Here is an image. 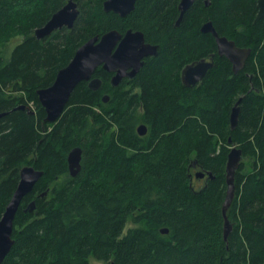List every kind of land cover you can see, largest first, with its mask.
<instances>
[{
	"label": "trees",
	"instance_id": "1",
	"mask_svg": "<svg viewBox=\"0 0 264 264\" xmlns=\"http://www.w3.org/2000/svg\"><path fill=\"white\" fill-rule=\"evenodd\" d=\"M67 1L0 0V217L20 169L42 171L15 214L14 241L0 264H90V256L105 264H264V16L256 17L257 0H194L178 24L179 0H136L125 16L104 11V0H73V26L36 38L34 29ZM207 20L251 54L236 73L215 54L199 83L183 85L180 68L215 52L211 34L200 31ZM128 28L141 30L156 55L116 86L98 67L101 86L77 83L58 119L46 121L36 90L52 83L82 42ZM17 35L22 40L4 56L3 43ZM139 122L147 125L144 135ZM215 132L227 145L218 152ZM231 145L242 149L251 170L243 172V159L234 174L225 240L221 207ZM74 146L82 154L72 176L66 157ZM30 200L32 212L24 210ZM129 216L134 226L124 231Z\"/></svg>",
	"mask_w": 264,
	"mask_h": 264
},
{
	"label": "water",
	"instance_id": "2",
	"mask_svg": "<svg viewBox=\"0 0 264 264\" xmlns=\"http://www.w3.org/2000/svg\"><path fill=\"white\" fill-rule=\"evenodd\" d=\"M136 0H104L103 10L112 11L119 16H125L134 9ZM194 0H179V15L176 24L179 23L184 12L189 8ZM210 0H204L205 5H209ZM78 15L77 4L73 0H68L62 7L56 10L49 19L41 26L34 29V36L42 38L62 27L71 28ZM264 16V0H257L256 17ZM201 32L210 33L216 44L217 54L226 57L232 64V71L236 73L240 70L245 60L251 53L250 48L239 47L234 40L225 35H220L212 22L207 20L201 27ZM155 45L144 41V36L140 30L127 29L123 34L116 29H110L100 35H94L82 42L75 50L70 61L61 67L55 74L52 83L46 87L36 90L37 99L45 110V120L54 122L64 110L69 95L77 83L87 82V86L96 90L101 86V80L93 76L98 66L112 72L110 84L118 85L123 77L133 78L143 65V59L150 55H156ZM213 66L212 57L201 58L183 67L181 79L183 85H195L203 79L207 71ZM109 99L108 94L101 97L103 102ZM240 98L234 103L229 113V124L234 128L237 124L239 114ZM20 105L19 108H23ZM139 135H144L147 131L145 124L141 123L136 128ZM230 139H228L229 141ZM82 150L79 146L72 147L66 157L69 174L74 176L80 170ZM244 159L242 149L236 145H231L226 155L225 162V196L221 207L223 217V238L227 237L231 231L232 223L227 217V210L231 205L235 194L234 174L239 163ZM207 176L213 177L211 172H206ZM42 175V171L35 169L31 165H25L20 169L19 181L13 191L9 201L5 205L0 217V263L9 252L12 244L13 221L15 214L21 204L22 199L32 191L34 185ZM196 178L205 175L202 171L195 172ZM47 191L40 195L44 196ZM26 211L35 210V200H30ZM161 233H167V228H161Z\"/></svg>",
	"mask_w": 264,
	"mask_h": 264
},
{
	"label": "rangeland",
	"instance_id": "3",
	"mask_svg": "<svg viewBox=\"0 0 264 264\" xmlns=\"http://www.w3.org/2000/svg\"><path fill=\"white\" fill-rule=\"evenodd\" d=\"M22 38H23L22 35H17V36H15V37L10 38V39H9L8 41H6L5 43H3V48H2V53H3V55L7 57V56L10 54L12 48H13L17 43H19V42L22 40ZM255 59H256V56L254 55V56H253V60L255 61ZM255 63H256V62H255ZM258 69H259V66H257V71H259ZM18 94H20V93H18ZM16 95H17V93H16ZM27 104H28V106H29L30 109H33V108H34V103H33L32 100H29V101L27 102ZM94 109L96 110V108H94ZM139 112H141V111H139ZM139 123H140V122H139ZM212 142L214 143V146H215V148H216V152H218L219 149H220L221 147H226V148H227V145L224 144L222 138H221V137L219 136V134L216 133V132L213 133ZM243 169H244L243 172H250V170H251V167H250V160H249L248 158H244V168H243ZM193 173H194V172H193ZM201 185H202V181H196V183H195V186H196V187H200ZM130 226H134V223L132 222L131 217L129 216V217L127 218V222H126V225H125V229H124V231H126V229H127L128 227H130ZM88 260H89V263H90V264H105L104 261L97 260V259H95L93 256H90Z\"/></svg>",
	"mask_w": 264,
	"mask_h": 264
},
{
	"label": "flooded vegetation",
	"instance_id": "4",
	"mask_svg": "<svg viewBox=\"0 0 264 264\" xmlns=\"http://www.w3.org/2000/svg\"><path fill=\"white\" fill-rule=\"evenodd\" d=\"M203 1H204V0H203ZM135 2H136V1H135ZM178 3H179V2H178ZM256 5H257V1H256ZM134 7H135V5H134ZM177 7H178V6H177ZM178 15H179V14H178ZM128 29H132V28H128ZM116 30H117V29H116ZM126 30H127V29H126ZM126 30H125V31H126ZM132 30H133V29H132ZM134 30H136V29H134ZM117 31H118V30H117ZM125 31L120 32V33L123 34ZM140 31H141V30H140ZM142 33H143V32H142ZM220 35H221V34H220ZM143 36H144V34H143ZM211 36H212V35H211ZM91 37H92V36H91ZM212 37H213V36H212ZM226 37H227V36H226ZM229 39H230V38H229ZM213 40H214V38H213ZM144 41L147 42V43H150V44H152V45H155V44H153V43H151V42L146 41V40H145V37H144ZM214 43H215V40H214ZM155 46H156V45H155ZM237 46H238V45H237ZM239 47H244V46H239ZM246 48H249V47H246ZM215 54H217L216 44H215V52H212V53H210L209 55L204 56V57H201V58L209 59L210 57H212L213 66H214V62H215V60H214V55H215ZM250 54H251V53H250ZM150 56H154V55H150ZM150 56H147V57H150ZM217 56H219V55L217 54ZM249 56H250V55H249ZM249 56H248V57H249ZM147 57H145V58H147ZM223 57H224V56H223ZM145 58L143 59V61L145 60ZM201 58H199V59H201ZM224 58L230 63V61H229L226 57H224ZM199 59L191 60V61L185 63V64L180 68V70H179V79H180V82H181V83H182V79H181V71H182L183 67L186 66L187 64H190V63H192V62H194V61H196V60H199ZM245 61H246V60H245ZM244 63H245V62H244ZM213 66H212V67H213ZM98 67H101V65L98 66ZM98 67H97V68H98ZM212 67H211V68H212ZM230 67H231V70H232V64H231V63H230ZM97 68H96V69H97ZM101 68H102V67H101ZM102 69H103V68H102ZM103 70H104V69H103ZM104 71H106V70H104ZM106 72H108V71H106ZM232 72H233V71H232ZM108 73H110V78H111V76H112L113 73H112V72H108ZM233 73H234V72H233ZM93 76H95V77H97V78H99V79L101 80V78H100L99 76L95 75V71H94ZM133 78H134V77H133ZM131 79H132V78L123 77V78L120 80V82H121L122 80H125V81H126V80H131ZM109 81H110V80H109ZM101 82H102V80H101ZM120 82H119V83H120ZM199 82H200V81H199ZM199 82H198V83H199ZM119 83H118V84H119ZM101 84H102V83H101ZM182 84H183V83H182ZM196 84H197V83H196ZM104 94H107V93H104ZM104 94H103V95H104ZM103 95H102V96H103ZM141 123H143V122H140L139 124H141ZM139 124H138V125H139ZM143 124H145V123H143ZM138 125H137V126H138ZM145 125H146V124H145ZM137 126H136V128H137ZM146 127H147V125H146ZM136 131H137V130H136ZM146 132H147V131H146ZM203 177H204V176H203ZM201 178H202V177H201Z\"/></svg>",
	"mask_w": 264,
	"mask_h": 264
}]
</instances>
